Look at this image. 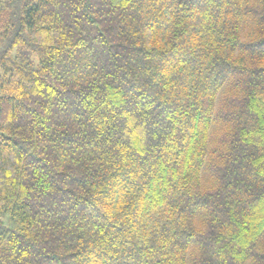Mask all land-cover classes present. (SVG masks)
I'll use <instances>...</instances> for the list:
<instances>
[{"label":"trees","instance_id":"16d2710c","mask_svg":"<svg viewBox=\"0 0 264 264\" xmlns=\"http://www.w3.org/2000/svg\"><path fill=\"white\" fill-rule=\"evenodd\" d=\"M0 264H264V0H0Z\"/></svg>","mask_w":264,"mask_h":264}]
</instances>
